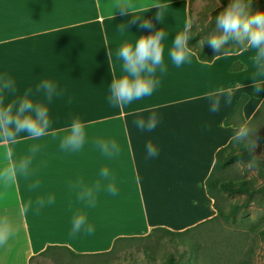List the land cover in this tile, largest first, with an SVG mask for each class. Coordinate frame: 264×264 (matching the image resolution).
Wrapping results in <instances>:
<instances>
[{"label":"crops","instance_id":"obj_1","mask_svg":"<svg viewBox=\"0 0 264 264\" xmlns=\"http://www.w3.org/2000/svg\"><path fill=\"white\" fill-rule=\"evenodd\" d=\"M123 2L0 0V77L7 73L17 90L14 96L5 94V105L31 88L29 99L46 106L51 121L47 134L38 139L21 133L16 144L0 145V168L5 166L6 148L18 160L39 146L27 178L18 174L11 187L0 184V216L7 215L17 229L0 246V264H30L31 257L48 246L104 253L119 237L145 236L156 227L183 231L216 215L204 185L215 154L230 142L234 125L250 121L264 100V89L254 96L250 80L255 52L225 53L207 63L195 53L190 62L176 67L169 53L175 35L190 19L189 0H131L133 14L116 8ZM157 3L160 9L153 7ZM143 21L151 27H144ZM161 29L167 72L157 69L158 87L151 96L113 107L108 102L112 79L124 75L116 50ZM235 63L242 68L232 70ZM43 80L53 82L60 93L50 103L43 92L35 91ZM219 88L231 90L232 103L225 105L222 97L220 111L212 113L207 94ZM242 94L249 99L241 114L225 125ZM153 112L155 129H138L134 121L147 120ZM75 118L84 125L85 143L79 151L63 150L61 140ZM98 141H115L119 153L106 156ZM149 142L158 150L155 157L147 155ZM104 168L109 180L100 176ZM37 181L39 186L31 188ZM97 181L101 189L95 205L89 206L78 198L81 189L74 185L92 187ZM109 182L115 195L106 190ZM49 197L54 198L51 204ZM41 199L43 207L36 203ZM163 203L172 204L174 219L158 215V204ZM76 215L86 218L92 234L83 229L72 234Z\"/></svg>","mask_w":264,"mask_h":264},{"label":"clouds","instance_id":"obj_2","mask_svg":"<svg viewBox=\"0 0 264 264\" xmlns=\"http://www.w3.org/2000/svg\"><path fill=\"white\" fill-rule=\"evenodd\" d=\"M124 7L131 11L135 5L131 0H124L116 8ZM153 7L161 8V4H154ZM251 0H229L226 7H223L215 17V29L206 35L201 36L198 47L203 48L207 41L214 51L220 52L228 44L229 40H234L229 49L224 54L231 51L253 50L255 55L252 57L253 73L250 77L252 81V90L259 93L264 89V11L251 12ZM134 16V15H133ZM139 17V16H135ZM157 19L160 21L161 12ZM198 23L196 16L191 17L183 26L182 31L175 35L173 47L170 50V58L176 67H180L194 55V50L189 47L188 42L193 39V27ZM144 27H151L149 21H143ZM123 31L126 30L123 24L119 25ZM165 37V32L161 29L149 35H141L135 44L125 43L116 50V59L122 62V72L124 75L119 79H112L110 85V95L108 102L113 107L132 103L144 97L151 96L158 87L160 81L156 77L157 69L161 74L167 72V67L163 62V47L161 41ZM111 55V53H109ZM218 57V56H217ZM206 62V61H205ZM207 63V62H206ZM15 82L5 73L0 77V145H12L17 143V138L21 133H27L29 138L38 139L47 134L51 127V121L48 115V108L39 102H33L29 99L33 90L27 89L23 96L11 100L5 105L7 95L16 94ZM36 93L43 92L45 99L50 103L54 96L60 95L56 85L43 80L36 86ZM7 94V95H5ZM209 111L217 113L221 108V98L225 105L232 103L231 90L219 88L208 94ZM157 116L153 112L147 120L140 118L134 121L136 127L142 131H152L157 125ZM259 129L251 124L250 121L241 120L234 125V132L231 142L234 146L242 145L244 151L250 153L249 159L245 162L249 169L259 167L264 153L256 154L259 145ZM85 143L84 125L79 118L72 121L70 132L62 140L60 147L63 150L79 151ZM101 151L106 156H112L119 153V147L115 141H98ZM39 151V146L34 145L31 149V155L22 157L18 160L12 158L11 148H6L4 160L5 166L0 168V184L5 188L11 187L17 179V175L27 178L30 174V165L33 157ZM148 157L158 155V150L149 142L146 145ZM103 180H109L110 173L107 168L100 172ZM39 186L37 181L31 188ZM80 188L78 198L86 201L89 206L95 205V194L101 189V182L97 181L92 187L74 185ZM106 190L115 195L116 188L113 183L107 184ZM54 202L53 197H49L48 204ZM37 205L43 207L44 200H38ZM31 206L29 202L28 207ZM27 211V207L24 209ZM84 230L87 234H92L94 229L86 225V218L83 215H76L72 221V234ZM16 226L7 216H0V246L8 242L10 238L16 235Z\"/></svg>","mask_w":264,"mask_h":264},{"label":"trees","instance_id":"obj_3","mask_svg":"<svg viewBox=\"0 0 264 264\" xmlns=\"http://www.w3.org/2000/svg\"><path fill=\"white\" fill-rule=\"evenodd\" d=\"M194 0H189V17H193V11L191 8V4ZM222 8H217L212 10L213 16L209 22L204 23L202 21H198L195 27H193V39L188 42L190 48L194 50L197 57L201 61L210 62L215 57L224 54L225 50L229 48H224L220 52H216L213 50L211 46H209L208 42H205L203 48L198 47V42L201 39V36L208 34L209 32L215 29V17L218 15L219 11ZM251 12L256 11H264V0H260V3L251 2ZM233 44H235L234 40H229ZM238 51H229L227 53H234ZM242 68V64L235 63L231 69L232 70H240ZM254 96H258L257 93H253ZM249 99V95L242 94L239 101L237 102L233 112L225 119L224 124L229 125L232 123V120L235 116L240 115L242 111V107L245 102ZM251 124L259 129V142L262 146H264V100H262L261 105L253 115L250 120ZM256 154L260 155L258 150L256 149ZM250 153L244 151L242 145L234 146L230 140V142L220 148L215 154V162L213 168L205 180V189L208 196L213 200V206L216 210V215L208 220L200 222L193 227L185 229L183 231H172L162 227H156L151 230V232L145 236H135V237H119L114 241L112 248L108 252L99 253V254H79L67 247L62 246H48L45 251L40 253L37 256H33L30 259V264H34L38 261L39 258L48 255L50 251L60 252L65 251L68 252L75 258H88V257H101V256H113L114 250L117 245L123 241H132V240H140V239H153L155 237V246L156 244L162 245L166 249V258L164 261L159 263L154 262L155 259L148 254L145 256L148 264H191L190 258L193 256L195 258L196 263L206 256V252H215L219 249L221 244H225V247H228L230 250L235 251L239 256L236 259L234 264H251L249 262L250 254L253 251L252 245L255 241L256 235H264V229H257L252 224L247 222L243 223L242 221L237 220V215L240 214V207L234 206L231 203H228V206L231 208L227 211V202L223 197L222 192H227L232 195H247L251 199L246 201V203L242 204V208H246L251 202H262L264 201V184L260 183L257 186L253 184L248 179H240L234 178L232 176H228L230 173V168L233 166L235 161L242 160L247 161L249 159ZM264 166V158H261L260 165ZM252 197L254 200H252ZM215 224V227H219L216 230L220 235L221 230L224 231V235L222 237H214L213 242L210 247H206L208 243L203 246L200 243L199 236L201 235L203 228L207 226H211ZM244 225H247L248 229H244ZM249 225V226H248ZM218 238V240H217ZM185 239V241H183ZM187 241V243H186ZM186 244L189 245V250L181 248V245ZM193 244V245H192ZM150 260V261H149Z\"/></svg>","mask_w":264,"mask_h":264},{"label":"rangeland","instance_id":"obj_4","mask_svg":"<svg viewBox=\"0 0 264 264\" xmlns=\"http://www.w3.org/2000/svg\"><path fill=\"white\" fill-rule=\"evenodd\" d=\"M251 2L260 3V0H251ZM229 3V0H194L191 4L193 15L198 18V21L207 23L213 16L212 10L217 8L226 7ZM233 45L231 41L225 45L224 48H229ZM251 66H253V61H250ZM252 70V68L250 69ZM259 154L264 153V146L259 145L257 147ZM264 158V157H262ZM228 176L248 179L256 186L260 183L264 184V166L259 165L256 169H249L246 166L245 161L237 160L230 168V173ZM224 199L227 202V211L231 208L228 206V203L240 207V214L237 215V220L242 221L243 223L247 222L252 224L257 229H264V201L262 202H251L244 209L242 204L248 203L249 197L247 195H232L227 192H222ZM252 200L253 197H252ZM153 207V204H150ZM180 209L184 210V206L180 203H176ZM159 214L163 219H174L173 206L170 203L158 204ZM154 207L152 209V212ZM154 213V212H153ZM249 226V225H248ZM219 227H215V224L211 226L204 227L199 236L201 245L210 247L213 242L214 237H222L224 231L221 230L220 235L218 234ZM244 229H248L247 225H244ZM255 241L252 245L253 251L250 254L249 262L251 264H264V235H256ZM217 238V240H218ZM155 237L153 239H140L132 241H123L117 245L114 250L113 256H101V257H86V258H75L70 255L68 252L60 251L53 252L50 251L48 255L43 256L38 259L34 264H148L146 260V255L153 257L154 262L159 263L164 261L166 258V249L164 246L156 244L155 246ZM185 241V239H183ZM187 243V241H186ZM193 245V244H192ZM225 245V244H224ZM223 244L215 252H206V256L198 261V264H234L236 259L239 257L235 251L230 250L228 247H225ZM182 250H189V245H181ZM150 261V260H149ZM191 264H195V258L191 256Z\"/></svg>","mask_w":264,"mask_h":264}]
</instances>
